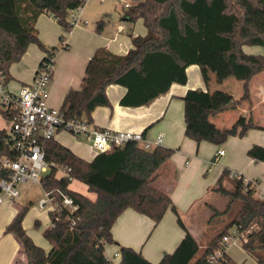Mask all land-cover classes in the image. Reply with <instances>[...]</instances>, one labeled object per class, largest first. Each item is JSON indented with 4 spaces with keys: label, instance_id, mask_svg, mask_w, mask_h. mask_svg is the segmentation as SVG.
Listing matches in <instances>:
<instances>
[{
    "label": "trees",
    "instance_id": "1",
    "mask_svg": "<svg viewBox=\"0 0 264 264\" xmlns=\"http://www.w3.org/2000/svg\"><path fill=\"white\" fill-rule=\"evenodd\" d=\"M83 0H0V70L7 84L13 79L10 68L19 62L30 44L38 45L48 55L56 54L61 46H48L39 36L37 20L43 13L51 14L65 31L73 28L71 12ZM126 17L131 22L143 19L148 32L133 36L134 46L125 54L99 49L88 61L85 76L78 89L65 96L61 110L68 118L91 121L96 107L109 105L107 87L120 84L127 88L121 104L140 106L150 103L167 92L174 82L188 81L187 68L203 58L222 55L233 76L245 82V91L239 100H228L215 105L209 89H189L184 99L201 104L202 110L186 119V135L200 142L207 140L222 144L234 135L242 136L254 127L252 116L241 114L230 126L209 132L192 130L199 118L216 115L232 108L234 102L251 100L249 83L264 72V54L248 53L244 46L264 47V0H137L128 7ZM107 21L97 22L101 32ZM0 113L9 114L1 105ZM6 129H0V159H16L17 151L6 140ZM46 157L71 168L72 176L88 186L95 197L70 187L71 180L59 177L53 167L43 178V185L51 191L62 190L79 204L73 214L76 223L71 227L66 214L48 226L43 235L52 245L49 251L34 241L24 227L28 207L19 210L6 232L13 233L22 245L26 264H115L105 252L107 243H114L112 227L127 208H133L158 223L168 209L176 215L186 230L177 248L154 263L140 251L123 246L118 264H208V256L215 251L224 234L232 227L247 231L243 248L259 263H264V197H258L251 183L233 178L235 187L228 190L224 180L225 169L214 188L228 196L226 208L213 215L228 217L224 228L202 247L185 226L171 196L153 184L159 167L172 156L174 149L156 146L151 149L130 142L107 152H98L88 161L55 137L45 142ZM248 155L264 161V146L255 144ZM7 172L0 169V178ZM53 219V211H49ZM225 264H235L226 253Z\"/></svg>",
    "mask_w": 264,
    "mask_h": 264
},
{
    "label": "crops",
    "instance_id": "2",
    "mask_svg": "<svg viewBox=\"0 0 264 264\" xmlns=\"http://www.w3.org/2000/svg\"><path fill=\"white\" fill-rule=\"evenodd\" d=\"M99 3L98 0H88L85 3L79 12L80 20L69 32V36L65 35V30L53 15L43 13L37 20L39 36L46 45L61 46L62 36L67 44V47H61L55 55V71L49 86V103L52 106L61 108L67 93L71 89L80 88L87 63L100 48L115 54H125L134 46L133 36L146 35L148 32L147 28L145 34L135 32L136 22H131L126 17L128 9L125 6L126 2L117 24L112 25L109 22L101 32L97 31V22L108 14ZM141 20L143 22V19ZM244 50L248 53L264 54V47L258 45H246ZM45 55L46 52L38 45L30 44L22 59L12 64L10 71L13 75L12 80L18 81V91L23 84L33 80ZM187 74V83L174 82L167 92L140 106L122 105L121 98L127 88L120 84H110L107 87L110 104L96 107L91 121L100 127L143 132L152 140L160 133L163 134L162 145L173 148L174 153L159 167L153 184L171 196L185 226L200 242V234L206 237L211 235L207 225L215 210L222 211L226 208L228 196L214 189L225 169L240 171L244 177L258 181L256 194L264 196V161L248 155V150L253 145L264 146V72L254 76L249 83L251 100L239 104L234 102L232 108L216 115L199 118L191 127L192 130L206 133L213 128L222 130L230 127L241 114L252 116L254 127L248 129L242 136L229 137L222 144L207 140L198 142L186 135V119L198 115L203 106L184 99V96L189 89H209L214 104L219 105L231 99L239 100L244 94L245 82L233 76L222 55L209 56L198 64L188 66ZM10 82L6 84L7 88ZM55 138L88 161L98 153L82 148L74 139L68 138V141L64 142L57 134ZM221 149H224L225 153L215 160L217 152ZM57 176L61 177L60 174ZM233 181H235L233 178L227 177L224 186L228 190H233L235 187ZM84 185L87 188L84 192L72 188L71 184L70 187L95 197L94 193L88 192V186ZM20 192L22 194L21 190ZM218 193L223 195L221 197L225 201L221 207L210 201L214 200ZM16 200L17 197L15 199L7 197L0 203V264L19 262L26 264V256L20 241L13 233L6 232L7 226L25 206L28 207V211L23 224L28 234L45 250L49 251L52 247L44 235V238L41 235L36 236L31 229L30 215L36 217L40 216V213L30 210L29 205L17 203ZM41 215L43 216V213ZM198 219L200 222H197ZM35 221L42 225L41 218H36ZM46 228L47 226L43 231ZM112 233L115 242L107 243L105 252L113 263H120L123 246L132 247L149 261L158 263L163 256L177 248L186 230L171 209H168L162 220L156 223L149 216L133 208H127L117 218Z\"/></svg>",
    "mask_w": 264,
    "mask_h": 264
},
{
    "label": "built area",
    "instance_id": "3",
    "mask_svg": "<svg viewBox=\"0 0 264 264\" xmlns=\"http://www.w3.org/2000/svg\"><path fill=\"white\" fill-rule=\"evenodd\" d=\"M87 1L83 0V4L72 10L73 27L80 20V15L76 12H81ZM125 6L130 7V2H126ZM65 44L66 39L63 40V45ZM55 55H48V58L38 66L33 80L23 84L17 92L7 89L0 70V105L12 114L10 120L13 121L12 128L6 133V140L18 153L16 159L8 157L0 159V169L7 172V176L0 178V203L7 197L15 199L20 196L18 184L21 182L39 184L45 192V196L39 200V206L42 209L49 208V211L54 213L50 226H55L56 221L64 213L73 227L77 221L73 214L79 209V204L62 190L51 191L45 188L43 178L53 167L56 168L57 174L69 178L71 182L75 178L71 174L70 167L47 160L45 142L56 137L59 131L65 130L73 135L85 137L97 152H107L130 142H136L147 149L161 146L163 134L160 133L152 140L143 132L100 127L85 118H68L59 107L50 105L49 86L55 71ZM224 153V149L219 150L215 160ZM229 176L243 179L246 185L251 183L255 190L259 185L258 181L244 177L240 171H231ZM246 239L247 231L232 227L222 237L219 247L208 256V264H225L229 247Z\"/></svg>",
    "mask_w": 264,
    "mask_h": 264
},
{
    "label": "rangeland",
    "instance_id": "4",
    "mask_svg": "<svg viewBox=\"0 0 264 264\" xmlns=\"http://www.w3.org/2000/svg\"><path fill=\"white\" fill-rule=\"evenodd\" d=\"M99 6H103L106 11H108V14H105L103 16L104 19H106L107 23L111 22L112 25H116L117 22L119 21L120 15L124 12V3L125 2H130L132 5L137 3V0H126L125 2L122 0H98ZM79 13V12H77ZM83 21V20H82ZM89 21V20H87ZM145 25L143 24L141 19H138L136 21V28L135 32L137 34H145L146 29ZM65 35L69 36V31H65ZM256 51V50H255ZM18 81L16 80H11L9 83V88L10 90L13 91H18ZM7 87V86H6ZM13 126V121L10 119H7L3 113H0V129H6L9 131ZM57 137L61 141H68V138L74 139L80 144V146L84 149H89L90 151H95V148L92 146V144L83 136H76L73 135L72 133L62 130L57 133ZM223 147V146H221ZM230 172L237 171V170H229ZM222 174V173H221ZM233 184H235V181H233ZM71 187L80 190V191H86V186L84 185L83 182L79 180H73L71 183ZM18 188L22 191V194L17 197L16 202L21 204V205H29L30 210H35L36 212L40 213V216L34 217V215H30L31 220H32V226L31 229L33 233L37 236H42L43 237V228L45 226H50L51 223V218L49 214V208L42 209L39 206V200L40 198L45 196L44 189L41 187L39 184H33L31 182H21L18 184ZM257 195V194H256ZM93 196V195H92ZM223 196L221 193H218L217 196H215L214 203H216L219 207L224 204V199H222ZM29 210V211H30ZM43 213V216L41 215ZM34 217V218H33ZM36 218H41V223L42 225L40 226L39 224L36 223L35 219ZM226 221H228V217L225 218L223 215H214L211 220L209 221V225H207V230L208 232L210 231L211 235L210 237L203 236L200 234V245L202 247L207 246L215 237L217 232L222 230L225 226ZM197 222H200L199 219ZM232 229V228H231ZM44 238V237H43ZM229 254L231 255L232 259L235 261L236 264H264V263H259L255 257H253L251 254H249L244 248L241 242H236L232 244L229 247L228 250ZM20 264V262L18 263Z\"/></svg>",
    "mask_w": 264,
    "mask_h": 264
}]
</instances>
